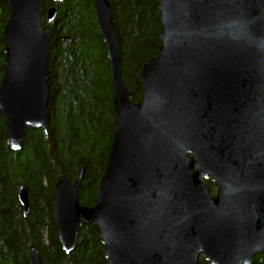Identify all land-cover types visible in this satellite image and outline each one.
<instances>
[{"label": "water", "instance_id": "95a60500", "mask_svg": "<svg viewBox=\"0 0 264 264\" xmlns=\"http://www.w3.org/2000/svg\"><path fill=\"white\" fill-rule=\"evenodd\" d=\"M40 2L6 0L0 118L11 151L26 128L47 139L50 28ZM92 9L114 121L95 204L77 203L81 168L55 183L61 251L70 254L85 223L106 264H251L264 253V0H157L159 44L139 70L136 103L120 76L109 4L92 0ZM55 15L47 8L45 22ZM16 198L25 215L23 186ZM28 264H41L34 247Z\"/></svg>", "mask_w": 264, "mask_h": 264}, {"label": "trees", "instance_id": "16d2710c", "mask_svg": "<svg viewBox=\"0 0 264 264\" xmlns=\"http://www.w3.org/2000/svg\"><path fill=\"white\" fill-rule=\"evenodd\" d=\"M116 38L119 70L134 103L140 99L138 73L155 56L159 44L157 0H106ZM55 7L50 24L47 8ZM41 26L50 28L46 73L47 139L40 130L26 128L18 151L6 143L0 118V264H28L30 248L41 264H106L96 228L81 224L69 255L58 244L52 216L54 186L72 182L81 168L76 198L79 206L95 204L96 187L112 136L113 111L104 46L95 25L92 0L40 2ZM8 18L0 0V35ZM68 37L67 44L62 37ZM0 38V79L2 76ZM210 194L213 186L202 180ZM23 186L28 210L16 199ZM202 264H208L199 258ZM251 264H264V253Z\"/></svg>", "mask_w": 264, "mask_h": 264}, {"label": "flooded vegetation", "instance_id": "af4514ba", "mask_svg": "<svg viewBox=\"0 0 264 264\" xmlns=\"http://www.w3.org/2000/svg\"><path fill=\"white\" fill-rule=\"evenodd\" d=\"M17 199V198H16ZM18 202V201H17Z\"/></svg>", "mask_w": 264, "mask_h": 264}, {"label": "rangeland", "instance_id": "374dc122", "mask_svg": "<svg viewBox=\"0 0 264 264\" xmlns=\"http://www.w3.org/2000/svg\"><path fill=\"white\" fill-rule=\"evenodd\" d=\"M84 207V206H83Z\"/></svg>", "mask_w": 264, "mask_h": 264}]
</instances>
